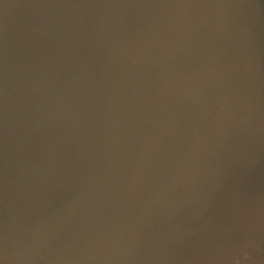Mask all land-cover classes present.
I'll use <instances>...</instances> for the list:
<instances>
[{
    "label": "water",
    "instance_id": "1",
    "mask_svg": "<svg viewBox=\"0 0 264 264\" xmlns=\"http://www.w3.org/2000/svg\"><path fill=\"white\" fill-rule=\"evenodd\" d=\"M0 264H264V0H0Z\"/></svg>",
    "mask_w": 264,
    "mask_h": 264
}]
</instances>
